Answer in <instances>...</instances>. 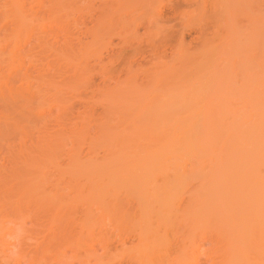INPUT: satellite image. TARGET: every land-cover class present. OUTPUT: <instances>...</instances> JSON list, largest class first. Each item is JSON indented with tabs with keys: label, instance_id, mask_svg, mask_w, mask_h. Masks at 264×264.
Instances as JSON below:
<instances>
[{
	"label": "bare ground",
	"instance_id": "obj_1",
	"mask_svg": "<svg viewBox=\"0 0 264 264\" xmlns=\"http://www.w3.org/2000/svg\"><path fill=\"white\" fill-rule=\"evenodd\" d=\"M92 3L0 0V153L9 156L7 161L0 154V264H21L20 258L28 254L30 264H54L51 256L60 264H74L65 260L66 249L77 264H106L110 263L106 258L111 256L114 242L124 249L120 259L125 264H264V137L256 135L264 117L246 123L245 113L252 108L253 99L247 93L233 96L236 99H232L227 113L229 124L222 123L227 111L223 113L226 108L221 107L212 108L214 114L209 111L211 116L204 120L192 116L185 121L171 120L172 113L190 116L199 109L186 107L181 100L165 109H140L146 124L124 136L123 145L116 144L120 151L113 148L112 153L109 148L101 166L91 164L84 170H75L80 165L73 158L68 181L59 187L65 174L53 155L71 121L66 112L74 110L67 103V95L78 84L85 87L88 80L83 75L90 61L100 64L103 60L97 48H104V43L93 48L100 40L101 29L93 26L85 32L75 30L86 27L80 14L91 13L86 10L93 9ZM104 3L99 7H107ZM76 90L72 93L81 89ZM53 109L57 113L51 116ZM50 122L54 123L52 127ZM210 123L211 129L207 127ZM136 126L133 122L130 128ZM180 133L184 137L179 142ZM247 135L256 137L252 155L245 152ZM218 136H224L222 141L228 143L226 156L215 153L212 140ZM197 141L199 147L189 150L190 142ZM26 143L33 144L32 149ZM175 143L178 146L172 148ZM197 148L200 155L194 154L190 161L183 159ZM48 167L58 171L54 183L48 181L52 172H46ZM85 173L99 175L98 181L86 183ZM120 188L137 197L135 211L129 214L133 219L150 211L158 200L162 208L156 211L154 222L146 219L130 225L128 234H114L109 228L113 221L107 220V215L93 219L91 199L105 194L111 196L112 210L120 223L129 221L123 213L124 205L115 201ZM65 189L76 197L67 204L59 194H49ZM180 192L187 197L182 205L176 197ZM79 207L85 208L82 217ZM3 220L11 225L2 227ZM166 228L172 234L164 239ZM7 234L13 241L4 239ZM203 241L212 246L204 252L209 263L198 257Z\"/></svg>",
	"mask_w": 264,
	"mask_h": 264
},
{
	"label": "rangeland",
	"instance_id": "obj_2",
	"mask_svg": "<svg viewBox=\"0 0 264 264\" xmlns=\"http://www.w3.org/2000/svg\"><path fill=\"white\" fill-rule=\"evenodd\" d=\"M91 2H93V9L86 10L91 13L81 11L82 14L80 12L81 17L85 19L86 27L75 30L85 32L86 28L89 29L93 26L101 29L100 40L98 39L97 44L95 42L96 46L94 44L93 48L104 43V48L101 47V50L97 48L102 52L103 60L101 63L99 62L100 64L90 61V64L88 63L90 66H86L83 75L85 80H88L83 84L85 87L78 84L79 87L76 86L79 90L81 89L78 91L80 94L73 92L77 93L73 95L72 91H77L75 87V90L72 88L73 90L70 91L72 96L71 93L67 95L69 99L67 103L73 106L74 110L66 112V117L71 121H68V129L56 144L53 155L65 174L63 181L61 176L62 183L60 182L59 187L68 181L67 174L70 173L68 170L73 167L71 165L73 158L76 157V162L80 165L76 166L75 170H84L91 164L101 166L106 159L105 156H108L109 148L113 153V148H118L119 146H116L119 144L123 145L122 141L128 133L141 129L146 124V116L139 113L140 109L154 107L165 109L169 103L181 100L184 106H195L199 109L190 116L183 112L172 113L169 116L171 120L185 121L192 117L197 121L204 120L211 116L209 111H213L212 108L221 107V110L226 108L223 113L227 111L226 114L222 115L221 113L222 123L229 124L228 109L232 104V99H236L234 98L236 95L239 97L242 93H247L253 99L252 108L248 110L249 113L247 111L245 113L246 123L263 119L264 0H91ZM102 3L108 4L107 7L100 8L99 4ZM110 4L112 5L110 6ZM90 14L92 15L90 16ZM86 73L89 77L85 75ZM83 77L81 76V79L84 81ZM90 80L93 81L91 85ZM91 86L92 88L89 89ZM75 95L76 97H74ZM79 95H82L81 98ZM70 100L73 101V104ZM55 110L50 111L51 116L57 113ZM92 110L93 112H91ZM68 113L70 114L68 115ZM133 122L137 125L135 128L133 127L134 129L130 128ZM52 124L54 125L51 123L49 126L52 127ZM121 125L126 129L120 127ZM211 125L212 123L207 127L211 129ZM213 125L218 126V123ZM262 125V128L257 127L256 135H259L257 138L264 137V124ZM55 127L53 126V128ZM177 137L180 142L184 133H180ZM223 138L225 137L223 136ZM223 138L222 136L215 137L212 140V145L216 148L215 153L222 152L226 156L228 143L222 141ZM254 138H256L255 135H247L245 138L247 144L245 152L248 155L254 153ZM28 143L30 144V142ZM169 145L171 146V144ZM199 145L198 141L190 142L189 150L196 146L199 147ZM28 146L29 149H32L33 144ZM28 146H26V150H29ZM177 146L175 143L172 148ZM16 147L15 145L14 148L18 149ZM179 152L184 153L182 149ZM2 153L0 154L8 161L9 156L4 154L5 152ZM194 154L200 155L198 148L196 152L183 156V159L190 161ZM49 167L46 172H58ZM111 171L109 170V172ZM52 172L49 175L51 180H48L50 179L48 177L46 179L54 183L57 175L56 173L53 175ZM184 172L187 173L188 170ZM85 177L87 178L86 183L96 182L99 179V175L95 174L85 173ZM156 179L159 182L162 180L159 177ZM47 186L49 188V184ZM122 188H120L121 192L117 193L115 201L117 204L124 205L123 213L127 214L129 218V221L126 222L128 225L121 224L120 219H117L118 214L112 210L111 196L101 194L91 199L90 214L92 218L97 219L102 215H107V220L113 221L109 223V228L114 234L119 231L128 234L130 225H136L146 219L154 222L157 218L156 211L162 208L160 202L155 200L150 211L145 210L140 213L139 217L133 219L129 214L135 211L134 205H136L135 198L137 201V197L134 193L127 192L128 195H126L127 193L125 194ZM53 193L49 194H59L63 198L64 204L70 203L76 198L74 193L67 189L56 194ZM82 197L86 198L85 195ZM152 197L150 196V198ZM176 197L182 201L180 205L187 199L186 195L181 192ZM84 209V207H79L80 217H82ZM174 219L176 218L172 217V220ZM2 222V227L11 225L9 220ZM26 222V227L29 228L31 223L28 219ZM171 234V229L166 228L163 238H170ZM4 239L13 241L14 238L7 234ZM128 240L129 243L130 239ZM27 243H30V240H27ZM115 243H113L111 256L106 258V260L110 259V263L106 261L105 263L125 264L122 262L124 260L120 259L123 258L122 255L125 251ZM201 244L203 251L198 257L209 263L210 259L204 252L209 251L212 246L208 241H203ZM15 256L16 254L13 255V257ZM29 256L28 254L21 257L20 263L30 264ZM51 259L54 264H60L54 256H51ZM65 260L74 264L78 263L69 249H66Z\"/></svg>",
	"mask_w": 264,
	"mask_h": 264
}]
</instances>
